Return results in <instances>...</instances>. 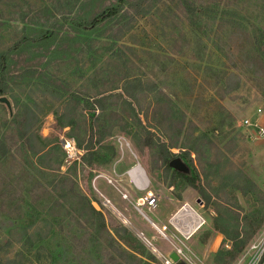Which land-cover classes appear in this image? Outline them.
I'll list each match as a JSON object with an SVG mask.
<instances>
[{
	"label": "rangeland",
	"instance_id": "374dc122",
	"mask_svg": "<svg viewBox=\"0 0 264 264\" xmlns=\"http://www.w3.org/2000/svg\"><path fill=\"white\" fill-rule=\"evenodd\" d=\"M117 3L0 0V262L160 264L144 232L187 264H237L264 233V0H128L91 23ZM137 163L157 210L200 213L190 236L135 207Z\"/></svg>",
	"mask_w": 264,
	"mask_h": 264
},
{
	"label": "built area",
	"instance_id": "2783aa9c",
	"mask_svg": "<svg viewBox=\"0 0 264 264\" xmlns=\"http://www.w3.org/2000/svg\"><path fill=\"white\" fill-rule=\"evenodd\" d=\"M70 145L71 142H68L67 146ZM131 170H134V172H131ZM128 174L132 187L137 190L144 191L137 197L135 207L148 218V220L156 228L158 234L168 239L169 236L166 232L168 228L167 225L158 226L145 213V209L150 211L154 210L158 206V201L160 199V194L149 187L150 180L148 178V175L146 174V171L139 163H137L128 170ZM127 194L128 193H125L124 196L127 197ZM139 235L152 246V251L157 254L160 260V264H179L178 261L174 260L170 256V253L172 251H176V253L179 255L180 260H182L184 263H189V261L184 257L185 253L183 249L177 247L175 250H172L167 254H161L158 252L157 248L153 246L152 241L146 236L144 232H140ZM242 255L243 256L240 257V260L237 264H243L244 260L246 261L247 258L250 259L248 264H252V262H254V264H264V233L258 240L253 241L249 245L247 251L243 252Z\"/></svg>",
	"mask_w": 264,
	"mask_h": 264
},
{
	"label": "trees",
	"instance_id": "16d2710c",
	"mask_svg": "<svg viewBox=\"0 0 264 264\" xmlns=\"http://www.w3.org/2000/svg\"><path fill=\"white\" fill-rule=\"evenodd\" d=\"M128 0H118L117 4L109 5L104 8L102 12H100L96 17L91 20L92 24H96L100 18H112L116 15H119L121 12L123 13V7L127 4ZM20 41L15 42L14 46L9 47V49L15 48L18 46ZM7 51L0 52V96H5L8 91V81H7ZM32 117L29 113L23 117V121L25 124H28V120ZM142 123V122H141ZM149 143V141H148ZM160 159H162L163 168L168 171L173 167L171 165L172 158L174 156V152L171 151V146L166 144V142H162L160 144ZM175 169V168H174ZM174 172V170H172ZM177 174V173H176ZM184 180L191 186L197 187L196 177L193 175L181 174ZM17 264L14 259H8L6 262H0V264Z\"/></svg>",
	"mask_w": 264,
	"mask_h": 264
},
{
	"label": "crops",
	"instance_id": "0c3cea01",
	"mask_svg": "<svg viewBox=\"0 0 264 264\" xmlns=\"http://www.w3.org/2000/svg\"><path fill=\"white\" fill-rule=\"evenodd\" d=\"M264 119V118H263ZM168 205V204H167ZM171 209V208H170ZM169 209V206H164L161 208H157L154 209V211H156L155 215L157 220H153V221H157L159 222V226L160 223L162 224V222H165L169 216H171L173 214V217L170 219L172 224H175L178 228H180L182 233H186L187 236H190L202 223H198L194 228H193V224L195 222H198V217L201 216L200 213L188 202L184 203L179 209H177V211L174 212L172 210ZM182 214H187V218L189 217V219L191 220L190 222L192 223V225H189L190 228L187 230H183L180 225H179V218L182 216ZM174 221V222H173ZM171 252V251H170Z\"/></svg>",
	"mask_w": 264,
	"mask_h": 264
},
{
	"label": "water",
	"instance_id": "95a60500",
	"mask_svg": "<svg viewBox=\"0 0 264 264\" xmlns=\"http://www.w3.org/2000/svg\"><path fill=\"white\" fill-rule=\"evenodd\" d=\"M1 100L2 101H4L7 105H8V107L10 108V110H11V102H10V100L6 97V96H1ZM174 163V162H173ZM202 217L201 216H199L198 217V222H195L193 225V228L199 223H202ZM174 222V221H173ZM170 256L174 259V260H176V261H178V263L179 264H186V263H184L182 260H180V258H179V255L176 253V251H172L171 253H170Z\"/></svg>",
	"mask_w": 264,
	"mask_h": 264
},
{
	"label": "flooded vegetation",
	"instance_id": "af4514ba",
	"mask_svg": "<svg viewBox=\"0 0 264 264\" xmlns=\"http://www.w3.org/2000/svg\"><path fill=\"white\" fill-rule=\"evenodd\" d=\"M180 220L179 225L183 230H187L190 228L189 225H192V223L190 222L191 220L189 219V217L187 218V214H182V216L179 218Z\"/></svg>",
	"mask_w": 264,
	"mask_h": 264
},
{
	"label": "bare ground",
	"instance_id": "6f19581e",
	"mask_svg": "<svg viewBox=\"0 0 264 264\" xmlns=\"http://www.w3.org/2000/svg\"><path fill=\"white\" fill-rule=\"evenodd\" d=\"M68 147V146H67ZM131 172H134V170L133 171H131Z\"/></svg>",
	"mask_w": 264,
	"mask_h": 264
}]
</instances>
